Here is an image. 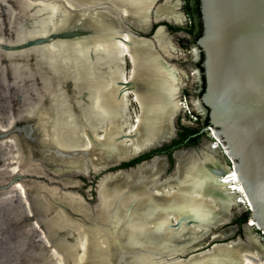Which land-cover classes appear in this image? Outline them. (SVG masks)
<instances>
[{
	"label": "bare ground",
	"instance_id": "obj_1",
	"mask_svg": "<svg viewBox=\"0 0 264 264\" xmlns=\"http://www.w3.org/2000/svg\"><path fill=\"white\" fill-rule=\"evenodd\" d=\"M106 1L110 3L112 17L106 11L99 10L95 14V30L87 35L89 40H76L77 37L65 35L64 40L56 41L54 48L43 47L53 65L60 70V79L57 80L60 87L55 92L51 91L43 100L44 104L37 105L36 112L26 115L22 122L29 139H33L29 141H33L32 144H42L52 149L85 148L95 151L97 158L101 155L99 158L103 160L109 157L123 160L166 141L174 134L171 117L183 106L178 100V93L185 73L169 62L170 59L179 57L181 52L171 43L170 35L162 24L152 39L160 53L140 41L133 40L127 46L123 40L128 38L126 31L117 30L113 10L128 11L126 16L143 27L148 18L146 10L151 0ZM45 9L51 18L55 7L48 5ZM151 9L150 15L155 20L162 19L176 24H183L185 21L178 0H161L160 3H154ZM67 21L61 24L59 30H67ZM44 27L49 29L46 20ZM123 57L130 61L128 75L119 67ZM46 66L49 67L48 64ZM45 70L47 73L46 67ZM126 83H130V86ZM1 89L0 83V91ZM130 94L135 101H139L142 112L132 120L129 117L120 120L127 113L125 109ZM161 121H164L163 125ZM3 127L0 125V143H7L6 133H2L6 132ZM141 127L145 128L144 132H141ZM220 153L217 142L204 139L197 148L179 149L175 153V168L168 176L165 174L166 159L163 154H157L147 162L127 170L126 175H114L116 177L112 183L107 181L109 177L103 176L98 189L100 202L95 204L93 215L83 207L82 199L76 193H62L63 197H59L64 201L59 198L50 199L51 202H46L47 206L43 205L46 219L44 225H41L46 240L39 235L46 242L45 247L47 243L49 245L46 248L47 256L55 260L54 264L74 263L83 252L81 240L77 239L80 228L90 234L88 245L95 244L90 248L91 252H100L99 237L97 238L99 228L105 229L109 236L110 232L113 233L114 239L116 237L115 240L113 237L111 239L113 244L131 251L137 244H154L157 247L159 238L156 228L164 225L181 223V226L186 227L187 224L183 223L190 219L193 228L183 230L193 232L196 224L194 219L203 218L202 211L211 205L220 210L230 208V205L243 208L246 203L241 195V185L234 169L224 164ZM54 156L62 157L57 154ZM76 161L78 164L82 160ZM64 162L69 164L72 159H65ZM99 166L101 164L94 165V170L100 169ZM1 168L5 172H11L8 167ZM140 172L144 176L131 177ZM126 176L131 179H127L125 185H122ZM134 181L135 184L140 183L134 186ZM121 186L126 189H121ZM14 189L17 191L16 187ZM46 192L50 194L48 189ZM17 193L22 198L24 193ZM23 207L26 209L24 204ZM107 211L109 216L106 215ZM112 211L117 215L112 216ZM172 218L176 221L169 223ZM228 218L229 215H226L218 221L223 222ZM252 224L250 220L244 226V243L237 247L235 264H264V251L258 248L254 240ZM232 230L233 227H229L210 237H224ZM226 243L232 244V241Z\"/></svg>",
	"mask_w": 264,
	"mask_h": 264
},
{
	"label": "rangeland",
	"instance_id": "obj_2",
	"mask_svg": "<svg viewBox=\"0 0 264 264\" xmlns=\"http://www.w3.org/2000/svg\"><path fill=\"white\" fill-rule=\"evenodd\" d=\"M178 1L185 16L182 28L186 29L180 33L168 30L171 43L179 49V53L181 52L178 55L179 57L170 59L169 63L175 64L186 75L183 80L184 86L180 87L178 93V100L181 101L183 106L172 116L176 137L181 126L194 131L201 129L202 123L206 120L204 111L198 105L201 83L196 68L198 67L197 61L200 59L194 54L192 48L195 41L193 33L200 31V25L198 20H193L185 12V6L189 5V8H191L193 0ZM101 2L110 5L106 0H0V83L2 85L0 91V125H3V128L6 129V132L2 133H6V139L8 140L7 143L6 141L0 143V172L3 171V175L0 174V188H2L0 190V264H54L55 260L47 256L46 253V248H49L48 243L45 247L46 242L40 239V236L45 239V232L41 227L46 219L43 205L46 202L48 204L55 198L64 201L61 198L63 197L61 196L62 193L72 192L81 196L83 202L91 207L96 202L98 179L107 172L111 173L119 167H126L120 165L96 172L93 168L94 165L113 162L114 157L103 160L99 158L101 155H98L97 158V154L93 150L88 151L89 157L86 156L88 159L83 154L79 155L78 152L69 157L55 152L54 149L48 146L32 144L34 142L29 141L33 139H29L25 131V124L22 123L26 115H32L36 112L37 105L44 104L43 100L45 101V97L51 91L55 92L60 87L57 81L60 79V70L53 65V61L49 59L43 47L54 48L53 46H56L57 40H64L63 37L67 36L69 32H77L82 28L86 33L82 39H86L87 35L95 30V14L99 13V10L106 11L112 17L109 6L103 5L104 7H102ZM160 2L161 0L156 1V3ZM48 5L55 7V12L51 18L45 9V6ZM112 14L114 15V21L119 24L123 31H132L139 36H149V33L145 34L135 29L133 24H130L127 20L128 18H122L117 14L116 20L115 14L113 12ZM45 20L49 24V29L44 27ZM66 21L69 23L67 30H59L61 24L66 23ZM76 40L80 39L77 38ZM87 40L89 39L87 38ZM156 49L157 53H160L157 46ZM47 64L49 67L46 66ZM119 67L125 75H128L131 69L129 59L123 57ZM125 111L127 113L120 120L128 117L132 120L135 115H139L141 112L139 102L135 101L131 94ZM161 124L163 125L164 121H161ZM17 128H20V130ZM141 129V132L145 131L144 127H141ZM146 132L148 133L149 129ZM208 134L209 130L200 133L198 143L208 138ZM198 143L190 146L197 147ZM55 154L62 157L56 158ZM220 154L223 155V152ZM223 157L226 164L230 165L226 156L223 155ZM65 159H72V162L66 164ZM78 159L82 161L77 164L76 160ZM173 164L172 159V162H169L166 167V175H169L173 170ZM2 166L8 167L11 172H5V169L1 168ZM26 169L27 171H25ZM34 184L38 185L33 186ZM47 189L50 194L46 192ZM20 191L22 194L24 193L22 198L17 193ZM56 191H59V194ZM97 194V202H100V194ZM49 195H51V198ZM23 204L26 209H24ZM245 210L244 207L241 208L239 205L238 207H226L223 210L218 207L216 210L207 207L203 210L205 219L199 221V224H201L199 227L194 226L195 230L193 229V232L183 230L185 227L181 225L175 227V231L168 228L169 226L174 227L176 224H169L168 227L167 225L158 227L156 231L159 244L157 247L153 244L155 248L161 250V252L179 251L181 253L185 251V253L177 254L176 252L171 257H165L164 259L154 258L152 259L153 263L150 256L142 254L139 263L168 264L173 260L187 258L190 254L207 249L211 244L235 240L237 237L243 239L242 225L244 223L238 224L235 220L247 215ZM228 211L232 215L231 221L215 226L214 224L219 216ZM73 213L76 214V212ZM106 215L109 216L108 211ZM172 219L169 223L176 221ZM247 222L249 221L247 220ZM230 225L237 226L231 236L223 240L210 241L212 234L218 233ZM92 228L95 229V227ZM187 228L189 229V227ZM251 230L258 248L264 251V234L254 225ZM78 232L77 239L81 240L80 246L83 252L82 256L79 255L80 257L78 256V259L72 264H84L87 255L86 246L88 247L89 241H85V235L82 231L79 230ZM104 232L108 235L105 229ZM199 246L201 247L196 248ZM53 253L55 254L54 251ZM128 259L125 258V261Z\"/></svg>",
	"mask_w": 264,
	"mask_h": 264
},
{
	"label": "water",
	"instance_id": "obj_3",
	"mask_svg": "<svg viewBox=\"0 0 264 264\" xmlns=\"http://www.w3.org/2000/svg\"><path fill=\"white\" fill-rule=\"evenodd\" d=\"M156 1L157 0H151L149 3V7L146 10V12H148V18L143 27L133 22L135 20L132 21L126 16L128 11L124 12L123 9L113 10L115 19L116 15L119 14L122 18H128L127 20L129 23L133 24V27L138 31L150 34L149 36L142 37L136 35L132 31H126L128 38H123V40L127 46H130L131 42L134 40L140 41L149 48L157 50V44L156 42L154 43L155 40L152 39L155 36L157 28L162 23H158L153 32H150L153 23L156 24L157 22L166 20H155L154 17L150 15L151 8ZM104 5L107 7L109 6L107 3ZM120 13H122V15ZM199 15L201 33L195 39L192 48L196 51L195 55H202V69L201 71L197 69V72L199 80L200 76L204 78V88L198 96V105L202 111H204L205 118H207V123L201 127L199 133L209 130V134L207 135L208 138H205V140L213 139L218 143L221 152H223V155L226 156L230 163V165L226 164L221 154L224 164L234 169L238 178V183L241 185V195L244 197L246 203L243 207L247 212L246 220L242 225L244 239V226L248 223L247 220H251L253 222L251 226L254 225L264 234V0H199ZM162 26L167 32L166 25L162 24ZM117 30H122L119 24H117ZM68 35L72 38L77 37L78 39H82L85 33L82 28V30L77 32H69L67 36ZM126 85L130 86V83H126ZM171 118L173 119V117ZM172 119L171 124L173 125L174 134L166 141L145 148L142 152H138L127 159H114L115 161L108 164L106 163L107 165L103 163L99 166L101 168L95 171L100 172L104 169L120 166L146 153L157 150L164 144H169L176 137ZM201 142L198 143V146ZM197 147H175L171 152L174 163L173 170L176 164L175 153L179 149ZM53 149L55 152L68 155L69 157L76 154V152H78L79 155L84 154L86 159L89 157V150L85 148L65 149L63 147H53ZM157 154L160 153H154L150 157L143 158L131 165H126V167L123 168L119 167L114 172L103 174L98 179L96 192H98L100 181L103 176H105V178L109 177L107 181L112 183L115 181L114 177L116 176L114 175H126L127 170L137 167L143 162H147ZM161 154H163L166 159V170V167L169 165V157L165 153ZM142 176H144V174L140 172L131 177ZM126 177L123 179L124 183H122V185H125L127 179H131L130 177L128 178V176ZM120 178L121 177H119V179ZM138 184H135V181L132 183L134 186ZM120 188L126 189L123 186ZM97 196L98 194L96 193L95 204L98 200ZM95 204L89 207V205L82 200L83 207L87 208L92 214L96 209ZM231 206L232 205H230V207ZM209 208L216 210L212 205L211 207L209 206ZM111 213L112 216L117 215L114 211ZM222 215H229V218L223 222L218 221L219 218L223 219L225 217ZM222 215L219 216L214 224L215 226L231 221L232 215L229 211ZM201 216H204V212L201 213ZM203 219H205V216L197 220L194 219V222H196L194 225L199 227V221ZM183 224H187L185 228H193L192 225H190V219ZM180 225L181 223H179V225L176 224L174 227H168V225L167 227L170 228L171 231H175V227H179ZM229 227H233L230 234L220 238H211L210 241L223 240L231 236L237 229V226L230 225L226 228ZM80 231L85 235L84 238L86 241L90 234L82 229ZM103 231V228L97 230L99 233L97 238L100 236L98 241L101 247L100 252L90 251V248L95 244L92 246L88 245V247L86 246L87 255L84 264H142L139 263V258L142 254L150 256L153 263L152 259L154 258L164 259L165 257H171L176 252L177 254L180 253L179 251L161 252V250L155 248L153 244L147 246L137 244L134 250H126L111 242L112 237L113 240L116 239V237L114 239L113 233L110 232L111 235L109 236L106 235L105 232L103 233ZM243 239L237 237L235 240L214 243L207 249L190 254L187 258L173 260L168 264H235L236 260L234 257L236 258V253L238 251L237 247L244 243ZM229 241H232V244L226 243ZM200 247L201 246L196 248ZM182 253H185V251L180 254ZM125 258L129 259L125 261Z\"/></svg>",
	"mask_w": 264,
	"mask_h": 264
},
{
	"label": "flooded vegetation",
	"instance_id": "obj_4",
	"mask_svg": "<svg viewBox=\"0 0 264 264\" xmlns=\"http://www.w3.org/2000/svg\"><path fill=\"white\" fill-rule=\"evenodd\" d=\"M181 10V9H180ZM182 13H183V15H184V12L183 11H181ZM185 12H186V14L188 15V16H190L193 20H198L199 21V25H200V31H198V32H195V33H193V35H194V37H195V39L200 35V33H201V22H200V18H199V0H193V3H192V6H191V8H189V5H186L185 6ZM195 15V16H194ZM160 23H162V24H164V25H166V29H167V33H168V30H174V31H176L177 33H180V32H182V30H184L185 31V29L186 28H182V25L183 24H176V23H172L173 25H175V26H173L172 24H170L171 22H166V21H162V22H160ZM158 24H154L153 26H152V30H154L155 29V27L157 26ZM178 25V26H177ZM174 27H175V29H174ZM151 30V31H152ZM153 32V31H152ZM151 33V32H150ZM150 35V34H149ZM193 51H194V54H196V51H195V49H193ZM198 56V59H200L199 61H197V68L196 69H199V71H201V69H202V67H201V60H202V55L201 54H199V55H197ZM176 66V65H175ZM186 76V75H185ZM185 78V77H184ZM200 83H201V87H200V91H199V93L201 94V92H202V90H203V88H204V78H203V76H200ZM207 123V118H206V120L204 121V123H202V126L203 125H205ZM201 126V127H202ZM184 126H181L180 127V129H179V133H181V132H183L184 131ZM199 130H200V128L198 129V130H194L193 132H191V133H189L188 135H187V137L185 138V139H183L181 142H179V143H173V140L174 139H179V137H180V134L178 133V136L177 137H175L169 144H164L162 147H160V149L158 148L157 150H153V151H151V152H149L148 154H150L148 157H150L151 155H153L154 153H165V154H167L168 155V157H169V162L171 163L172 162V159H171V152H172V150L175 148V147H178V146H190L191 144H197L198 143V136L200 135V133H199ZM192 137H196V140H194L193 142H191V143H187V139L188 138H192ZM166 148V149H163V148ZM147 154V153H146ZM145 155V154H144ZM144 155H142V156H144ZM148 157H146V158H148ZM145 158V157H144ZM136 159V158H135ZM134 160V159H133ZM141 160V159H140ZM132 161V160H131ZM130 162V161H129ZM137 162V161H136ZM135 163V162H134ZM124 165V163L123 164H121V166H123ZM124 166H126V165H124Z\"/></svg>",
	"mask_w": 264,
	"mask_h": 264
},
{
	"label": "trees",
	"instance_id": "obj_5",
	"mask_svg": "<svg viewBox=\"0 0 264 264\" xmlns=\"http://www.w3.org/2000/svg\"><path fill=\"white\" fill-rule=\"evenodd\" d=\"M191 132H193V130H190V129H188V128H184V131L181 132V133H179V134H180L179 139H174V140H173V143H179V142H181V141H182L183 139H185V138L187 137V135H188L189 133H191ZM194 140H196V137L188 138V139H187V143H191V142H193ZM163 149H166V148L164 147ZM149 155H150V154L147 153V154H145L144 156H140V157H138V158H136V159H134V160H132V161H130V162L124 163V165H131V164H133L134 162L139 161L140 158H142V157H148ZM245 220H246V215H243L242 217H239L238 219H236L235 222H237L238 224H241V223H243Z\"/></svg>",
	"mask_w": 264,
	"mask_h": 264
},
{
	"label": "snow or ice",
	"instance_id": "obj_6",
	"mask_svg": "<svg viewBox=\"0 0 264 264\" xmlns=\"http://www.w3.org/2000/svg\"><path fill=\"white\" fill-rule=\"evenodd\" d=\"M233 179H235V177H233Z\"/></svg>",
	"mask_w": 264,
	"mask_h": 264
}]
</instances>
